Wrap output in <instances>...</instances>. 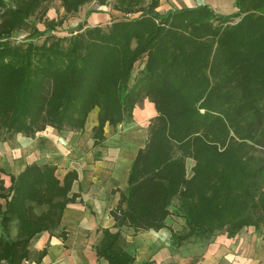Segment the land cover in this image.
I'll return each instance as SVG.
<instances>
[{
    "label": "trees",
    "instance_id": "1",
    "mask_svg": "<svg viewBox=\"0 0 264 264\" xmlns=\"http://www.w3.org/2000/svg\"><path fill=\"white\" fill-rule=\"evenodd\" d=\"M51 1L0 0V142L32 139L46 127L82 133L97 108L96 149L105 124L132 123L145 100L157 113L109 212L115 231L97 230L96 259L133 264L124 228L133 235L166 229L174 248L258 230L264 223V0H235L228 15L205 5L160 13V0H113L122 16L104 28L82 26L40 44L29 35L11 41ZM57 1L66 15L92 1L108 3ZM187 160L193 161L188 178ZM55 172L54 165L30 164L10 175L6 187L0 171V264H40L48 242L30 249L40 233L66 239L60 221L78 197L70 194L77 173L58 180ZM172 214L182 220L178 232L166 224Z\"/></svg>",
    "mask_w": 264,
    "mask_h": 264
},
{
    "label": "crops",
    "instance_id": "2",
    "mask_svg": "<svg viewBox=\"0 0 264 264\" xmlns=\"http://www.w3.org/2000/svg\"><path fill=\"white\" fill-rule=\"evenodd\" d=\"M235 0H160V5L158 11L163 13L167 9H184L192 8L196 6H207L215 13L222 15H228L235 11L234 8ZM95 2H89L81 6L79 10L75 13L80 15V21L77 25L85 27L93 26H103L109 25L111 20L119 18L122 16L120 12L112 9V6L107 5L105 7H99L94 11ZM63 11V9L61 8ZM130 17V16H129ZM148 106V107H147ZM93 115V123L89 129H86V121L90 115ZM97 108H94L86 118L84 123L82 137L91 139V131L93 127L97 125ZM137 115V116H136ZM157 113L154 109L153 104L145 103L141 108L136 107L133 111V121L137 119H149L156 117ZM136 121V120H135ZM106 126L112 127L105 124L103 128V136L106 139V134L104 129ZM113 128V127H112ZM114 129V128H113ZM48 130H54L51 127H46L45 130L36 133V145L41 141H44L49 147L50 140L52 137L47 138L46 132ZM55 131V130H54ZM51 135V133H49ZM56 134V133H54ZM75 134V133H74ZM77 134V133H76ZM32 140L26 138V140ZM111 139L110 143L113 145L111 147V154L113 155L114 165L111 171H108L109 178L106 182L110 183L114 187H120L125 184V180L131 172V167L137 151L141 149L140 139L138 135H130V137L120 140ZM133 141L135 144L133 146V152L129 159V165L125 169L122 165H117L115 162V156L113 154L115 145L123 141ZM105 141V140H104ZM86 149H92V141L88 143H83ZM53 149L49 147L47 150H42L41 156L47 157L48 159H43L40 165L49 164L56 166V172L61 171L62 167H67L63 170V174H60L61 180L64 174L68 171H75L77 173V180L71 188L70 194L78 196L76 202L68 204L63 211L61 217V227L66 231L67 236L64 241L58 238L50 237L46 232L40 233L32 238L30 245L32 250L39 251L48 242V249L46 255L41 260L40 264H106L102 259L97 260L93 251V245L98 236L97 230L99 229H109L115 231L113 228V220L109 215L111 210V199L106 194V189L98 185L96 181H91L89 179L82 180L85 173L83 167L79 165V168L75 167V163L71 164L70 156L63 155L67 152L66 147L62 146L58 149L56 145L52 144ZM132 146L127 148L129 151ZM94 150V149H92ZM126 151V152H127ZM131 152V151H129ZM101 156V155H100ZM98 161V160H97ZM122 162H124L122 160ZM19 162L16 159L2 163L0 165L1 178L4 181L6 187L9 186L10 180L8 174L4 170L9 168L12 176L19 174L26 166L30 164L38 163H24L21 168L15 170L19 166ZM6 166V168L4 167ZM62 172V171H61ZM128 181V180H127ZM102 184V182H101ZM107 183H105L104 187ZM98 188H103L99 190ZM96 194V195H95ZM112 198V196L110 195ZM161 232L166 234V239L168 240V248L173 249L174 247L170 245L169 236L170 234L161 229L157 232H144L140 233L130 240L131 243H135V260L133 264H142L143 262H149V264H264V223L255 230L252 227L244 228L240 231L238 235L234 238H227L224 233L217 234L207 245L202 246L200 244H186L180 247L182 252L178 254H171V249H168L169 253L166 256L160 254L164 242H162L160 235ZM153 234H160L153 241V248L151 249V243L143 239V236ZM129 242V241H128ZM179 249V248H174Z\"/></svg>",
    "mask_w": 264,
    "mask_h": 264
},
{
    "label": "rangeland",
    "instance_id": "3",
    "mask_svg": "<svg viewBox=\"0 0 264 264\" xmlns=\"http://www.w3.org/2000/svg\"><path fill=\"white\" fill-rule=\"evenodd\" d=\"M5 1L8 2L9 0H5ZM194 1L196 2L197 0H194ZM107 2H108L107 5L109 6L113 4V0H107ZM147 2L148 0H144V4H146ZM45 6H46L47 11L44 14V16L40 17L41 13L39 12V13H36L34 16L30 17L29 23H28L30 28H28L25 31H19V32L13 33L11 36V41L16 42V43L21 42V41H26V39L30 36L32 37V41L34 43L40 44L46 36L69 37L70 35L76 33V31L79 30L80 27H82V26L77 25L78 21H80L79 13L78 14L74 13L73 15L64 14V12L61 10L59 1L52 0L51 2L47 3ZM97 8L98 6L95 3L94 11H96ZM132 17H137V14L130 16V18ZM61 19L63 22L61 25H59L58 22ZM106 26L103 25L101 27L104 28ZM31 28L37 29L39 31L38 32L39 34L37 35L36 32H33ZM85 28L82 27L81 30ZM141 66H136V68L132 72V76L135 75L136 70ZM147 102L148 101L145 100L143 104ZM154 118L155 117L153 118L151 117L149 119H137L136 118L135 119L136 121L134 120L130 124L124 123V124L118 125L114 129L112 127L106 126L104 129V132L106 134V139L103 142L101 147L96 148L94 150L92 149L89 150V148L86 149L83 146L84 145L83 143L87 144L88 141H90L91 139L89 140L87 138H83L81 133L74 134L72 132H69V133H64V134L59 135L54 130H48L46 132V136L44 137L53 138V140H50V143H49V147H51V149H53L52 144L56 145V148L58 149L61 146L63 148L66 147L67 152L63 153V155L67 156L68 154H72V156H70L69 163L71 164L75 163V167L77 168H79V165H80L85 170V173H88L87 175H84L82 180L83 181L86 179H89L91 181L94 180L98 183V185L106 189V194L108 195L110 200L115 199V200H111L112 201L111 209H114L118 203V200L120 199L121 193H123L126 189L127 182H128L127 181L128 176L124 182L125 184H123V186H120V187H114L110 183L106 182L109 178V176H107L108 175L107 172L111 171L114 165L113 155L111 154L112 153L111 147L113 145L110 143L111 139L109 140L107 139V137L122 141L123 139L130 137V135L136 134L138 135L140 139L139 141L140 146H141L140 148H143L145 141L147 139V135H148V125ZM49 133H51V135ZM35 138H36V135L32 140H29V139L26 140L25 137H21L20 135H18L12 141L0 142V165H2V163L4 162L8 163V161L12 159H16L17 162L20 163L19 166L15 169L17 170L21 168V166L24 163L35 162L40 165L43 159H48L47 157H42L41 152L42 150L49 149V147H47V144L44 141H41L40 145L39 143L36 145L37 141L34 140ZM125 143H126V140L115 145L113 154L115 156L116 167L117 165H122V168L124 167L126 169L129 165V159L132 155V152H133L132 150H133V146L135 143L133 141H130V142L127 141V143L126 144ZM128 145H130V147L132 146L131 150L129 148V151L131 152L127 151L123 155L124 147ZM96 152H99L101 155L98 161L94 159ZM120 160H123L124 162ZM192 166H193V161L187 160L186 168H185V177L187 178L189 177L190 169ZM4 167L6 168V166ZM65 168L67 167H64V168L62 167L61 169L62 172L58 170L57 172H55V175L58 178H60V174L61 173L63 174V170H65ZM4 171L6 172V174L11 175V171H9V168ZM105 183L107 184L104 187ZM103 188H98V189L102 190ZM110 195L112 196V198L110 197ZM0 203L3 205L2 201H0ZM172 204H173V208H175L177 205V202L174 201ZM166 220H167L166 224L170 228H172L174 231L178 232L183 227L182 220L173 214L172 216H168ZM164 231L169 233L168 230L166 229H164ZM1 233L2 232L0 228V235ZM122 233L125 239L129 242H131L130 240L132 239V237H135L138 235V234L133 235L132 230L125 229V228L122 230ZM14 234H15V231L11 229L10 236L14 237ZM161 234L162 235L160 234L152 235V233H150L148 236L147 235L143 236V239L147 240L149 244L151 243V249H152L153 248L152 246L154 244L153 241L156 239L155 237L160 235L162 242H164L163 244L164 246H162L160 254L162 256H166L165 259H168L167 258V255L169 253L168 249H171V248H168L167 246L168 240L166 239L167 237L166 234L164 232H161ZM132 244L135 249V243H132ZM30 249L32 250L31 245H30ZM171 251H172L171 254H178L182 252L180 248L179 249L173 248L171 249ZM23 264H27V263L24 262ZM29 264H34V263H29Z\"/></svg>",
    "mask_w": 264,
    "mask_h": 264
},
{
    "label": "bare ground",
    "instance_id": "4",
    "mask_svg": "<svg viewBox=\"0 0 264 264\" xmlns=\"http://www.w3.org/2000/svg\"><path fill=\"white\" fill-rule=\"evenodd\" d=\"M92 123H93V115L91 114L89 117H88V119H87V121H86V129H89L90 128V126L92 125ZM126 143H127V141H126ZM125 143V144H126ZM129 147V145L128 146H126V147H124V152H123V155L126 153V151L128 150L127 148ZM123 158V157H122ZM120 161H122V160H120ZM120 166V165H119Z\"/></svg>",
    "mask_w": 264,
    "mask_h": 264
}]
</instances>
